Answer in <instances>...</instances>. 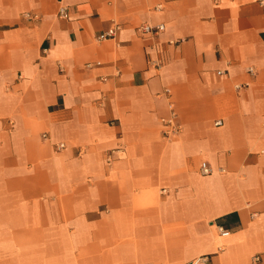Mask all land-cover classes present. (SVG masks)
Masks as SVG:
<instances>
[{
	"label": "crops",
	"instance_id": "1",
	"mask_svg": "<svg viewBox=\"0 0 264 264\" xmlns=\"http://www.w3.org/2000/svg\"><path fill=\"white\" fill-rule=\"evenodd\" d=\"M39 230L100 264H264V3L0 0V257Z\"/></svg>",
	"mask_w": 264,
	"mask_h": 264
},
{
	"label": "rangeland",
	"instance_id": "2",
	"mask_svg": "<svg viewBox=\"0 0 264 264\" xmlns=\"http://www.w3.org/2000/svg\"><path fill=\"white\" fill-rule=\"evenodd\" d=\"M110 156V155H109ZM108 160H111V158ZM75 227L70 228L72 233ZM43 231L39 230L35 241H23L25 238L22 236L21 239L15 242L17 248H22V254L26 253V256H5L0 257V264H100L98 258L95 257L94 253L100 252V247H96L93 242L86 243V249L83 246L80 254V247L77 241L70 242L71 250L67 255H51V250L47 247L48 241L45 239L46 236L42 235ZM32 243V244H30ZM27 244V245H24ZM27 249V250H24ZM85 249V250H84ZM197 259V258H196ZM195 259V260H196ZM194 261V260H193ZM103 264H110V260L104 259L101 261Z\"/></svg>",
	"mask_w": 264,
	"mask_h": 264
},
{
	"label": "built area",
	"instance_id": "3",
	"mask_svg": "<svg viewBox=\"0 0 264 264\" xmlns=\"http://www.w3.org/2000/svg\"><path fill=\"white\" fill-rule=\"evenodd\" d=\"M262 3H264V0H260ZM61 15H63L64 17H67L68 16V12H67V8L66 7H63L62 10L60 11ZM37 17V16H36ZM117 29H118V26L116 27H112L110 28L107 32L101 34L99 36V39H105V38H108V37H113L115 36L116 32H117ZM141 29L144 31V32H148V33H158L160 31H162L164 29V25H157V26H154V25H150V24H144L141 26ZM218 73L220 75L224 74V70H219ZM238 88L241 87V85H238L237 86ZM175 115V112H173V116L167 120H165L167 122V124L169 125V133H172L174 132L177 128H175V126L177 127V124H175L174 122V116ZM219 123V122H218ZM171 125V126H170ZM64 146L63 143H60L59 144V148H62ZM201 172L203 174H211L214 172V169L213 167L206 161H204L201 165ZM220 232L223 234V235H227L229 233V230L224 228V227H220L219 228ZM197 262H200V261H205V258H198L196 260Z\"/></svg>",
	"mask_w": 264,
	"mask_h": 264
},
{
	"label": "bare ground",
	"instance_id": "4",
	"mask_svg": "<svg viewBox=\"0 0 264 264\" xmlns=\"http://www.w3.org/2000/svg\"><path fill=\"white\" fill-rule=\"evenodd\" d=\"M198 259V258H197ZM194 263H197V261H195Z\"/></svg>",
	"mask_w": 264,
	"mask_h": 264
}]
</instances>
